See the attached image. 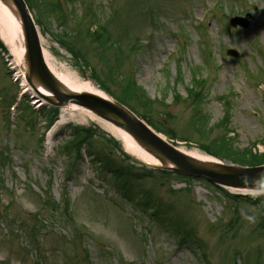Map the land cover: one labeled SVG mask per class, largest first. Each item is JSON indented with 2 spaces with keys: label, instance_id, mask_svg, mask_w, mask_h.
Returning <instances> with one entry per match:
<instances>
[{
  "label": "rangeland",
  "instance_id": "rangeland-1",
  "mask_svg": "<svg viewBox=\"0 0 264 264\" xmlns=\"http://www.w3.org/2000/svg\"><path fill=\"white\" fill-rule=\"evenodd\" d=\"M29 1L47 63L57 75L124 99L177 147L203 156L205 150L223 157L264 153V0ZM245 15L247 28L229 27L228 18ZM201 34L211 55L207 63ZM0 41L13 60L1 36ZM229 49L237 59L226 56ZM193 69L204 81L197 102L186 92ZM5 71L0 58V208L10 221L7 229L0 218V264H69L73 250L86 252L79 259L83 264H204V257L210 264H264V228L255 206L228 201L200 179L161 176L140 167L131 154L124 159L109 142L121 141L95 122L79 123L76 106L59 109L47 128L48 117L37 112L41 107L23 102L11 109L15 121L9 122L7 108L17 89ZM126 76L145 99L123 91L119 77ZM76 128H88L93 136L70 163L62 148ZM106 157L144 175L130 184L134 202L142 190L150 191L167 213L164 220L182 218L203 247L179 244L171 228L125 200L97 165V158ZM259 199L264 208V195Z\"/></svg>",
  "mask_w": 264,
  "mask_h": 264
},
{
  "label": "water",
  "instance_id": "water-1",
  "mask_svg": "<svg viewBox=\"0 0 264 264\" xmlns=\"http://www.w3.org/2000/svg\"><path fill=\"white\" fill-rule=\"evenodd\" d=\"M19 26V35L24 48V76L32 92L46 104L53 107H64L77 104L90 111L101 120L126 133L134 143L148 155L158 160V169L178 174L204 178L215 185L248 191L264 192V166L247 168L211 162H197L166 143L131 112L108 99L90 94H78L69 91L48 70L40 46L37 30L23 0H0ZM245 19L233 18L232 27L248 26ZM227 55L237 57L236 52L229 50ZM42 89L45 94L39 91Z\"/></svg>",
  "mask_w": 264,
  "mask_h": 264
},
{
  "label": "trees",
  "instance_id": "trees-1",
  "mask_svg": "<svg viewBox=\"0 0 264 264\" xmlns=\"http://www.w3.org/2000/svg\"><path fill=\"white\" fill-rule=\"evenodd\" d=\"M26 4L31 8V3H29V0H25ZM93 37L96 38L95 34H92ZM98 37V36H97ZM109 41H107L108 43ZM102 43V42H100ZM110 43V42H109ZM111 45V43H110ZM0 47L3 48V46L0 43ZM201 48H206L205 44H203L201 46ZM118 49V48H117ZM210 55V53H209ZM198 70H192L191 75H192V79L190 82V87L186 89V92H188L189 94L187 98H189L190 100H195V102L198 101V99H201V94L203 96V92H202V87H203V80L199 79L198 74H197ZM131 73V72H130ZM119 80L122 81V89L125 93H131V94H137V96L139 97L138 99H145L144 98V94L142 92V90L137 87L135 85V81L133 79L132 76H126V78H122L119 77ZM186 98V99H187ZM114 99L118 102H120L121 104H123L124 106H126L127 108H129L130 110H132L133 112H136L135 109L133 107H131L130 104H127L126 101H124V99L121 98H116L114 97ZM220 101H223L224 105L229 104L227 100L221 98ZM25 103L28 104V99L25 100ZM27 107V106H25ZM40 112H45L44 110H41ZM51 113L55 116V114L57 113L56 110H51L50 112H48V114ZM143 119V116H140ZM228 117V113L225 112L224 114V118H223V122H225L227 120ZM146 119V118H145ZM143 119V120H145ZM150 126V122L146 121ZM154 129H156L155 127H153ZM76 131H74L73 133V140L71 142L68 143V145H65L63 148L64 150H68V149H74L76 151V153L79 152L80 148L82 146H84V143H86L89 139L92 138L93 136V131L90 129H83V128H76ZM158 131V130H157ZM110 144L113 146V148L116 150H120L119 145L114 142L113 140H109ZM207 152L208 155H211L213 157H216L218 159H228L230 162H232L233 164H237L240 166H260V165H264V153L259 154V155H254L251 152L246 151V153L244 154H237V155H232V156H220L218 153H214V152H209L208 150H205ZM250 155V159L249 156ZM126 159H129V157L124 156ZM117 173H120V175L115 174V178L118 179L120 176H123V179H126L124 183V185H127V179H129V181H134L136 179L139 180V178L141 179L143 177V175H138L134 170L130 169L129 167H123L121 168V170H118ZM144 203V202H143ZM145 208H149L150 204L149 202H145L144 204ZM264 212V209H263ZM159 215V211L155 213V216ZM170 225L173 227V231L177 236H182L180 239L182 240V242H189L193 239V236L195 235V229L192 227L188 230L184 229V225L182 222H170ZM260 228H264V221H261V227Z\"/></svg>",
  "mask_w": 264,
  "mask_h": 264
},
{
  "label": "bare ground",
  "instance_id": "bare-ground-1",
  "mask_svg": "<svg viewBox=\"0 0 264 264\" xmlns=\"http://www.w3.org/2000/svg\"><path fill=\"white\" fill-rule=\"evenodd\" d=\"M19 26L17 22L10 16L9 12L0 5V36L3 39L5 45L8 47L9 51L12 53L15 64H18L20 66L21 72L24 71L25 64H24V59H23V45H22V40L20 38L19 33ZM45 60H46V55L44 53ZM47 63V60H46ZM48 65V63H47ZM48 68L50 71L56 76L58 81L65 85L68 89H70L72 92H86L95 96H101V97H106L104 96L103 93L98 91L96 88H94L91 84L86 83V84H75L73 82V79L70 76H64V75H57L52 68L48 65ZM22 83L24 84L23 77H22ZM33 101H36L33 99ZM41 100L38 102H33L31 104H35L40 106ZM69 108H65L63 110H68ZM73 108V107H72ZM72 110V109H70ZM76 110L75 112L77 113V117L75 118L79 123L83 124L88 121L95 122L107 131H109L115 138L119 139L124 147V149L129 152L131 155L136 157L138 160L142 161L144 164L148 166H159L160 163L158 160L154 159L150 155H148L146 152L138 148L128 136L124 135L121 133L118 129L113 127L112 125H109L106 122L101 121L100 119L96 118L92 113L88 112L87 110ZM73 110V111H74ZM70 116H75V115H70ZM161 136V135H160ZM162 139H164L163 136H161ZM165 140V139H164ZM178 151L181 153L185 154L187 157L203 163V164H211V162H214V160L207 156H203L200 153H198L195 150H187L183 147H177L176 148Z\"/></svg>",
  "mask_w": 264,
  "mask_h": 264
},
{
  "label": "clouds",
  "instance_id": "clouds-1",
  "mask_svg": "<svg viewBox=\"0 0 264 264\" xmlns=\"http://www.w3.org/2000/svg\"><path fill=\"white\" fill-rule=\"evenodd\" d=\"M248 220H250V221H253L254 219H255V217H253V216H247L246 217Z\"/></svg>",
  "mask_w": 264,
  "mask_h": 264
}]
</instances>
